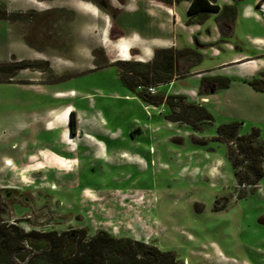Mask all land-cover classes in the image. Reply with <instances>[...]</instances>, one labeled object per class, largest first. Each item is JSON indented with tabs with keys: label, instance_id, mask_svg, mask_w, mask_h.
Returning a JSON list of instances; mask_svg holds the SVG:
<instances>
[{
	"label": "rangeland",
	"instance_id": "rangeland-1",
	"mask_svg": "<svg viewBox=\"0 0 264 264\" xmlns=\"http://www.w3.org/2000/svg\"><path fill=\"white\" fill-rule=\"evenodd\" d=\"M82 1L0 0V63L37 67L0 76L1 218L69 238L79 228L90 237L107 227L111 236L154 244L184 264H264V176L256 186L237 185L233 171L242 174L244 166L233 168L227 144L216 138L219 124L236 121L239 134L257 128L264 139V91L242 80L264 78V63L241 62L264 61V0H213L225 15L210 12L199 23L186 14L189 0L165 4L166 14L156 0H131L138 7L129 13L125 0H102L107 9L93 3L94 17ZM135 34L189 49L152 95L201 103L211 124L170 121L166 104L152 105L123 84V61H151L154 49L164 48L143 57ZM68 89L71 97H55ZM68 102L94 106L120 134L103 138V148L86 135L100 129V113L80 110V132L63 134L76 158L68 166L56 160L66 169L49 167L33 150L50 145V135L36 132L39 120Z\"/></svg>",
	"mask_w": 264,
	"mask_h": 264
},
{
	"label": "trees",
	"instance_id": "trees-1",
	"mask_svg": "<svg viewBox=\"0 0 264 264\" xmlns=\"http://www.w3.org/2000/svg\"><path fill=\"white\" fill-rule=\"evenodd\" d=\"M87 1L106 9L108 6V3L102 0ZM158 1L171 4L178 0ZM223 9L231 8L224 6ZM220 11L221 7L213 0H189L186 14L188 17H196V22L199 23L208 13ZM186 50L189 49L157 48L153 51L151 61H123L121 64L125 65V71L119 78L128 89L137 91L142 100L152 105L166 104L170 111L165 115L166 119L185 122L195 129H202L203 126L212 123L213 117L201 103L193 101L183 103L182 100L186 97L182 94H173L162 99L145 90L137 89L169 82L175 74V57L184 54ZM29 67L34 68L35 65L24 60L14 64L0 63V76L10 78L15 70ZM242 80L255 90L264 91V78L252 77ZM172 98H178L181 103H174ZM239 125L240 123L236 121L219 124L216 128V138L227 144V154L232 167L244 166L242 174L237 170L233 171L236 184L256 186L264 176V139L259 138L257 128H252L246 134H239ZM69 129L72 134L76 133L74 111L69 112ZM0 264H183V262H178L170 251L162 250L154 244L128 237H114L103 229L87 237L86 230L79 228L72 233V238H69L66 233L55 230L24 231L15 222H8L0 216Z\"/></svg>",
	"mask_w": 264,
	"mask_h": 264
},
{
	"label": "crops",
	"instance_id": "crops-1",
	"mask_svg": "<svg viewBox=\"0 0 264 264\" xmlns=\"http://www.w3.org/2000/svg\"><path fill=\"white\" fill-rule=\"evenodd\" d=\"M125 1H126L125 8H127L125 12L129 13L132 9L135 8L134 6H136L137 4L132 2L131 0H125ZM77 3H78V1H77ZM82 3H83L82 9H85V10H88V11L90 10L89 13H90L91 16L94 17L95 14L98 13L97 12L98 11L97 7L93 3H91L90 1L83 0ZM154 4H156V5L160 4V5H162V7L166 8L167 11L165 12V14L169 12V7L165 6V4L163 2H160V1L156 0ZM114 6H117V5H114ZM256 6H257V4H256ZM136 7H138V6H136ZM116 8H119V7H116ZM260 10L264 11V3L261 5V9ZM214 13L217 14L216 12H214ZM245 13L249 14V12L247 10H246ZM135 35L139 38V41L141 42L140 44H136L135 46L141 49V52H142L141 55L143 57H147V56L150 55V53L153 51V49H152L153 46L169 47V46L172 45L171 39H168V38H159V39H156V40L155 39L154 40L153 39L146 40V39H143L142 37H140L137 34H135ZM119 44L124 45V43H121V42ZM126 50H128V45H125V47L122 48V51L125 52ZM151 55H152V53H151ZM150 56H149V58H150ZM139 58H137V60H140ZM140 61H142V60H140ZM245 61H250V62L254 63L256 65L255 68L263 66V63H264L263 60H259V59H255V60H253V59L241 60V62H245ZM252 72H254V70ZM69 91H74V90H72V89H68L66 91L57 90V91L54 92V95H55V97H61V96L71 97L72 95H69L67 93ZM70 108H72V110L75 113L76 129H77L76 132H80L79 129H78L79 128L78 117L76 115L78 111H80V110L84 111L85 110V111L89 112V111L96 110V111H98V113H100V111L97 110L92 105H88V107L86 109H83L81 107L74 106L72 104V102H68L67 104H64L62 106H58L57 107V111H55L54 109L47 110L43 114V116L40 118V120H39V130H37L36 132L38 134L41 133V132H44V134L50 135L49 136L50 139L48 141L50 143V145H49L50 147L49 146H43V147H38V148H34L33 149L38 154H41L43 164L46 165V166L54 167V165L57 164L60 168L63 169L64 167H62L59 164V163L62 162V159L65 161L66 166H68V162L69 161H73L76 158L72 154V153H74L72 151L73 149H70L68 144L63 141V137H64L63 134H65L66 132H67V136L66 137L68 139H70V137H74L76 135V133L72 134L70 132V129H69V112H70ZM99 115H100L99 116L100 120L103 121L102 124L100 122L97 123L98 126L100 127V129H98L97 132H89V131H87L86 135L92 136L95 139V141H97L98 143L103 145V148L107 149L103 138L107 137V138H110V139H114L120 133H119V129H117V128L114 129V130H110L109 128H107V126L105 124V120H104L102 114L100 113ZM55 121L56 122L58 121L61 126H58V125H54L53 126ZM65 122H67L66 123L67 124L66 127L62 126L63 124H65ZM57 127H61V131H60L59 135H57V133H55V130L57 129ZM25 144L28 145L27 142ZM86 144H88V142L79 143V145H76L75 148L77 149L79 146L86 145ZM103 153H105V152H101V153L99 152L98 157L102 156ZM102 157H104V156H102ZM66 168H64V169H66ZM102 229L103 230L106 229L105 231H109L107 229V227H103L102 226Z\"/></svg>",
	"mask_w": 264,
	"mask_h": 264
},
{
	"label": "built area",
	"instance_id": "built-area-1",
	"mask_svg": "<svg viewBox=\"0 0 264 264\" xmlns=\"http://www.w3.org/2000/svg\"><path fill=\"white\" fill-rule=\"evenodd\" d=\"M155 89V86H148L147 90L149 91V93H153Z\"/></svg>",
	"mask_w": 264,
	"mask_h": 264
}]
</instances>
